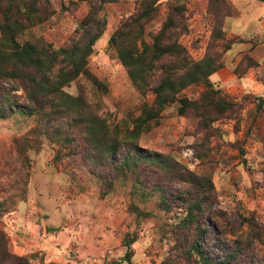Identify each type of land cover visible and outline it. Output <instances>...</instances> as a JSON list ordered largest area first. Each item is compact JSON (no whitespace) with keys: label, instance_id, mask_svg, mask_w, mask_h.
Wrapping results in <instances>:
<instances>
[{"label":"rangeland","instance_id":"rangeland-1","mask_svg":"<svg viewBox=\"0 0 264 264\" xmlns=\"http://www.w3.org/2000/svg\"><path fill=\"white\" fill-rule=\"evenodd\" d=\"M151 1L155 11L148 15ZM0 2L2 8L17 5L23 13L20 43L68 47L83 43L85 30L95 33V23L102 26L87 60L88 75L63 90L79 99L80 109L113 128L118 139L133 132L150 107L155 110L153 88L160 79L184 73V54L201 61L205 70L214 69L135 129L140 152L156 153L163 161L144 160L129 168L123 165L129 154L125 146L116 158L105 156L102 123L94 140L82 125H69L66 119L51 126L40 115L5 112L0 117V230L13 254L27 257L30 264H201L190 250L197 242L213 262L230 254L240 256L229 264H264V28L257 31L259 4ZM248 3L259 11H250ZM243 12L248 17L241 25ZM132 21L140 32L125 31L117 48L110 45L120 25ZM2 40L0 31V53H5ZM156 40L166 46L161 57L151 48ZM130 46L138 60L136 83L119 57V50ZM1 64L2 73L8 66ZM141 76H147L144 85ZM21 87L0 75L3 111L9 99L17 108L25 106ZM190 208L193 216H188Z\"/></svg>","mask_w":264,"mask_h":264},{"label":"trees","instance_id":"trees-1","mask_svg":"<svg viewBox=\"0 0 264 264\" xmlns=\"http://www.w3.org/2000/svg\"><path fill=\"white\" fill-rule=\"evenodd\" d=\"M264 1V0H260ZM1 3V2H0ZM154 1L149 3L146 12L148 15L155 11ZM175 10H183L181 7H176ZM23 13H21L17 5L2 8L0 5V31L4 37L2 40V45L7 44L8 51L5 53H0V66L1 62H5L8 66L7 69H3L0 75L5 79H11L15 82H20L21 88L25 93L26 104L22 108H17L12 104V101L8 100V109L3 111L2 104L0 101V117H3L5 112L10 114L21 111L26 114H36L47 118L46 125L53 124L57 119L69 120V125H82L90 138L94 139L98 127L103 124L104 134L107 139L103 143L105 146V156H113L116 158L117 150L119 147H126L129 149V154L123 161V165L129 168L131 165L135 166L139 162L146 161H163L160 160V155L158 154H146L141 153L140 148L136 144L134 135L135 129H139L141 125L147 124L149 121L153 120L168 103L175 100V96L180 92V90L185 87L200 82L204 80L207 76L214 72L213 68H208L205 70L203 63L201 61L188 60L187 55H183V61L185 62L184 73L177 79L173 77L163 76L160 79V83L153 88L155 94V100L153 102L155 110L150 107L151 110L148 111L146 119L136 121V126L133 132L126 131L123 138L118 139L116 137L117 133L109 125H106L98 116L88 113L80 109L77 105L79 101L78 98H73L64 92V88L73 80H75L80 75H88V57L91 55L92 46L99 39L102 33V26L95 23V33L85 30L84 31V42L74 43L68 47H59L54 49L52 45H38L34 42L25 41L20 43L17 40L19 32L24 28L21 24ZM229 16V15H227ZM226 16V17H227ZM27 21H32L28 19ZM136 21L122 23L117 30V32L109 40V44L117 48L118 43L123 40L126 36L125 31L132 35L137 34L140 31L139 24ZM87 25L86 21H83V26ZM166 29V23L163 25L162 30ZM156 42L151 46L154 53L158 56H163L166 54V46L162 47ZM147 47L146 43H142ZM136 48L130 46L128 48L122 47L119 50V57L123 66L127 69L128 74L132 82L136 83L137 73L134 69V64L138 63L137 57H134ZM140 80L143 82L142 85L147 81V76H141ZM176 81L179 82L176 85ZM139 88H144V86H139ZM7 103V100H4ZM184 102L183 106H187V101ZM184 107L179 109V113L182 114ZM143 125V126H144ZM95 140V139H94ZM90 147L92 148L91 144ZM118 169V167H117ZM201 210L198 211V213ZM188 216H193V209L190 208L188 211ZM195 216V215H194ZM195 217L192 219V222ZM197 230V236L201 238L199 234L200 229ZM191 253L199 258L201 264H229V259L239 260L240 255H235L232 258L230 254L216 262L211 261L208 256H205L200 249V246L195 242L191 247ZM0 264H30L29 260L25 256H18L10 251L8 238L5 233L0 230Z\"/></svg>","mask_w":264,"mask_h":264},{"label":"crops","instance_id":"crops-1","mask_svg":"<svg viewBox=\"0 0 264 264\" xmlns=\"http://www.w3.org/2000/svg\"><path fill=\"white\" fill-rule=\"evenodd\" d=\"M251 1H253V2H256V4L258 5L259 4V6H261V8H263L262 10H261V14H262V16L261 15H259V17L257 18L258 19V21H259V25H260V27H259V29L257 30L258 32L262 29V27L264 28V1H260V0H251ZM248 7H250V11H253V10H258L259 11V6H257V5H255L254 3H248ZM233 16H235L234 15V13L232 14V15H230V16H227L226 18H225V20H224V28H225V26H226V21L229 19V18H231V17H233ZM245 17H248L247 16V14H246V12L244 13H242V15H241V19H240V23H241V25L244 23V18ZM247 23V22H246ZM252 24V23H251ZM248 27H249V29H250V27H251V25H250V23H248ZM257 32V33H258ZM228 33H230L231 35H235L236 37H238V38H241V39H244L242 36H240V35H238V34H234L233 32H228Z\"/></svg>","mask_w":264,"mask_h":264}]
</instances>
